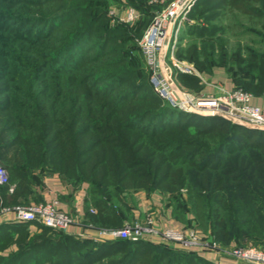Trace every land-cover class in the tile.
<instances>
[{
	"label": "trees",
	"instance_id": "16d2710c",
	"mask_svg": "<svg viewBox=\"0 0 264 264\" xmlns=\"http://www.w3.org/2000/svg\"><path fill=\"white\" fill-rule=\"evenodd\" d=\"M116 3L142 19L112 26ZM158 9L147 0H0V163L10 181L0 185V203H43L45 178L58 174L72 189L86 188L95 228L122 227L134 213L129 191L141 190L171 194L174 227L197 219L221 241L220 251L230 239L263 238L264 130L186 112L157 93L137 40ZM228 13L264 27V0H199L189 17L207 24L187 25L182 38L213 43L224 31L214 21ZM187 50L177 56L209 70L197 44ZM238 51L239 71L253 78L245 89L260 88L253 71L264 81V58ZM178 77L204 88L194 75ZM31 224L0 222V264H217L203 254L210 245L187 251L144 239L97 242Z\"/></svg>",
	"mask_w": 264,
	"mask_h": 264
},
{
	"label": "built area",
	"instance_id": "2783aa9c",
	"mask_svg": "<svg viewBox=\"0 0 264 264\" xmlns=\"http://www.w3.org/2000/svg\"><path fill=\"white\" fill-rule=\"evenodd\" d=\"M199 0H150L160 6L139 40V45L151 73V80L157 93L174 107L186 112L204 116H219L247 128L264 130V105L253 104V95L242 89H228L212 84L194 66L176 56L179 38L187 23L192 22L189 15ZM128 19H138L133 8L128 9ZM179 74L194 75L202 84L213 85L214 93L200 92L191 95L184 91L178 80ZM183 88V89H182ZM10 183L7 171L0 166V185ZM15 185H10L13 193ZM57 198L50 202L2 206L0 219L43 224L55 230L69 232L76 218L60 209ZM91 213L97 209L90 208ZM151 223V222H149ZM196 233V232H195ZM194 230L181 231L175 228L159 230L153 225L126 222L122 227L98 230L94 240L128 239L132 241L150 240L158 236L162 243L174 247L193 250L202 245L197 241ZM187 237V238H186ZM208 245V244H207ZM223 252L238 260L264 264V249L257 247L223 249Z\"/></svg>",
	"mask_w": 264,
	"mask_h": 264
},
{
	"label": "rangeland",
	"instance_id": "374dc122",
	"mask_svg": "<svg viewBox=\"0 0 264 264\" xmlns=\"http://www.w3.org/2000/svg\"><path fill=\"white\" fill-rule=\"evenodd\" d=\"M148 3H150V0H147ZM133 8L132 6H126L123 7L119 4H111L109 7L110 15L112 16L111 19V25L114 26L118 23L127 24L130 26L135 25L140 19H142L143 16H139L138 19H128V9ZM134 9V8H133ZM192 22L190 24H195L197 22H200L202 24H207L203 18H195L193 16V19H191ZM152 19L149 21L147 27L151 24ZM214 21V24H219L224 26V31L220 32L216 35L214 38V42H206L204 43L205 39H202L201 37H198L196 35H191L190 33L184 34V37L181 38L180 47L182 48V51L188 49L190 50L191 47H193L194 44H197L199 47V50L201 51L200 54V60L207 61L209 64V70L204 69L203 72H201L196 64V62L192 59H189L188 57L179 58L183 61L193 63L194 66L203 74L205 78H210L208 82H212L211 79H216V82H213L215 86L221 85L226 87L225 83L226 81L230 82L233 85V88L231 89H242L248 93H251L254 97L259 98L262 102H264V81L261 77L260 73L258 71H253L255 74L254 82L257 84H261L260 88H257L255 90H246L245 85H243V81H252L253 78L248 77L247 74H245L246 71H239L240 66L237 64L238 61V53L239 49L242 50V54L244 57L249 58L248 55L250 51L259 54V56L264 58V27H262L263 23L259 21L252 22L249 20V18L245 15H231L226 14L224 16L223 20L218 22ZM259 22V23H258ZM188 24V25H190ZM146 27V28H147ZM146 30V29H145ZM141 38V37H140ZM140 38L137 40L139 43ZM187 50V51H188ZM141 55L143 56V53L141 51ZM146 69L150 72L149 68L147 67L145 58H144ZM242 64V63H241ZM244 63V68L247 67ZM248 69V68H247ZM239 73V81H234L233 76L235 73ZM206 74V75H204ZM238 77V76H237ZM181 83V82H180ZM182 88L186 93L191 95H197L200 93L195 88L192 87H186L181 83ZM228 88V87H226ZM230 89V88H228ZM2 164L0 163V166ZM69 190H73L72 186L70 185ZM41 191L43 192L44 189L42 188ZM141 190H131L129 191V196H133V198L128 197V201L130 202V206L134 209V213L131 214V219L129 220L130 223H140L141 225H153V222H157L159 230H164L166 228H174L173 220L175 219L169 214V204L171 202V194L168 193H161L158 192V195L161 197V203H159V211L149 214L151 210L146 211V207L148 206V202H144L146 199H149L151 196H147L144 193H139ZM184 195L182 196V199L185 200L187 198L186 190H181ZM41 192V193H42ZM262 192V191H261ZM40 196H42V194ZM59 202L61 201V198H57ZM151 199V198H150ZM149 199V200H150ZM32 201V200H31ZM28 204V203H27ZM8 205V204H7ZM14 205V204H9ZM8 205V206H9ZM117 205L121 207L120 203ZM0 206H2V202L0 203ZM92 206V205H90ZM1 208V207H0ZM95 208V207H94ZM164 209V210H163ZM168 210V211H166ZM163 211V212H162ZM171 212V211H170ZM262 215H264V209L260 211ZM128 221V222H129ZM151 222V223H149ZM179 222V221H178ZM181 231H186V229L189 231L194 230L195 235H197V241L201 242L202 245L195 246L194 249H205L208 245V247L213 249H218L221 247V241L216 240L215 236L212 234L211 229H209L207 232L199 227V222L195 218H191L189 216V219L186 221H181ZM100 229H109V228H96V230ZM201 232L202 235L205 236V238L199 233ZM187 238V237H186ZM233 244H230L231 247H228L227 249H233V248H249V247H257L264 249V237L263 238H256L250 235L244 236L242 241L240 243H235L233 239ZM208 244V245H207ZM238 246V247H237Z\"/></svg>",
	"mask_w": 264,
	"mask_h": 264
},
{
	"label": "crops",
	"instance_id": "0c3cea01",
	"mask_svg": "<svg viewBox=\"0 0 264 264\" xmlns=\"http://www.w3.org/2000/svg\"><path fill=\"white\" fill-rule=\"evenodd\" d=\"M190 24L187 23L186 26ZM191 25V24H190ZM185 26V27H186ZM183 32V31H182ZM180 34L179 38V44H178V50L181 45V38H182V33ZM177 50V51H178ZM177 55V52H176ZM206 75V74H204ZM179 76V75H178ZM209 80L210 78H206ZM179 80V77H178ZM212 84L213 82H216V79H211ZM179 82H181L179 80ZM226 87L228 88H233V85L226 81L225 83ZM203 93H214L215 88L213 85H205L204 88L201 91ZM253 104L257 105H264V102H262L259 98L253 97L252 100ZM70 185L65 182L64 179L58 174H51L50 176H47L45 178V184L43 186L44 191L42 192L40 190V193L42 194V201L43 202H50L51 200L55 198H61L59 207L61 210L66 211L70 214H72L76 218L75 224H73L70 229H69V234L73 235L76 238H85V237H91L94 239V237L98 236V230H96L95 226L88 220L87 217V204H86V196H87V190L84 186H81L80 188L69 190ZM151 198V199H150ZM149 199H146L144 202H148V206L146 207V211L151 210L149 214H153L157 211H159V203H161V197L158 195V193H154ZM33 202V201H32ZM164 210V209H163ZM170 210V209H169ZM168 211V210H166ZM163 212V211H162ZM171 215V212H168ZM0 222H8V221H3L0 219ZM173 223L174 220H173ZM39 223H33L31 224V230L32 231H37ZM155 224V228L158 225L157 222H153ZM175 229L181 230L182 228L180 225H175ZM104 228V227H103ZM158 228V227H157ZM186 231H188L186 229ZM150 240L153 241H159L162 242L161 239L158 236H153ZM174 247H180L179 244H176ZM182 249V248H181ZM194 250V249H193ZM189 251V250H187ZM204 256L211 260L214 263L217 264H255L252 262H247L244 260H238L236 258H233L227 254H225L223 251H220L218 249H213V248H208L203 250Z\"/></svg>",
	"mask_w": 264,
	"mask_h": 264
}]
</instances>
